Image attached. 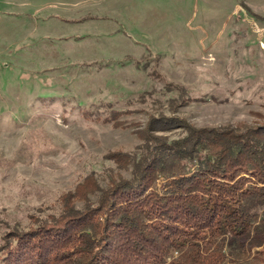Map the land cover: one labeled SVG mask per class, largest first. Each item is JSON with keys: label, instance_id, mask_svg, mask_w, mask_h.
Instances as JSON below:
<instances>
[{"label": "rangeland", "instance_id": "obj_1", "mask_svg": "<svg viewBox=\"0 0 264 264\" xmlns=\"http://www.w3.org/2000/svg\"><path fill=\"white\" fill-rule=\"evenodd\" d=\"M263 124L264 0H0V244L149 139Z\"/></svg>", "mask_w": 264, "mask_h": 264}, {"label": "trees", "instance_id": "obj_2", "mask_svg": "<svg viewBox=\"0 0 264 264\" xmlns=\"http://www.w3.org/2000/svg\"><path fill=\"white\" fill-rule=\"evenodd\" d=\"M248 130L147 140L115 161L125 179L76 187L83 210L60 199L56 218L9 230L0 264H264V124Z\"/></svg>", "mask_w": 264, "mask_h": 264}]
</instances>
